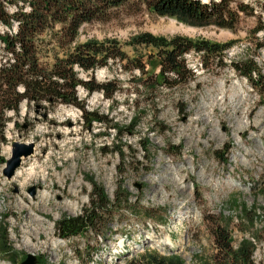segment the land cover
Listing matches in <instances>:
<instances>
[{"label": "rangeland", "instance_id": "obj_1", "mask_svg": "<svg viewBox=\"0 0 264 264\" xmlns=\"http://www.w3.org/2000/svg\"><path fill=\"white\" fill-rule=\"evenodd\" d=\"M228 1L239 8L233 29L189 25L158 15L143 0H126L83 24L77 37L117 39L128 54L129 61L111 60L91 74L75 67L83 79L117 86L113 98L78 85L87 112L64 102L52 107L28 100L19 112L7 111L6 141L0 142V237L9 239L13 253L0 252V264H22L31 253L37 264H123L146 251L212 264L219 255L213 234L219 223L229 226L235 248L243 238L253 240L254 264H264V93L234 68L237 61L253 60L264 74V0ZM0 6L9 13L30 10L29 0H0ZM59 27L38 37L45 65L66 50L57 40ZM16 30L17 22H0V34ZM147 31L233 45L204 60L191 50L184 55L187 81L152 90L146 79L160 71L150 57L156 50L130 43ZM11 57L0 40V66ZM138 110L143 113L132 133L133 125L126 126ZM91 111L104 122L90 121ZM15 141L32 142L34 152L7 178ZM89 177L111 200L119 188L127 189L129 201L94 231L63 239L56 222L80 214L90 202Z\"/></svg>", "mask_w": 264, "mask_h": 264}, {"label": "trees", "instance_id": "obj_2", "mask_svg": "<svg viewBox=\"0 0 264 264\" xmlns=\"http://www.w3.org/2000/svg\"><path fill=\"white\" fill-rule=\"evenodd\" d=\"M152 10L161 16L176 18L180 22L195 26L216 25L233 29L237 22L239 8L232 7L228 0H143ZM126 0H29L30 10L18 8L13 13L7 12L0 6V22L13 27L17 22L14 33L0 34V40L12 57L0 66V142L6 141L4 129L7 121L6 113L12 109L20 111L24 100L44 101L55 107L59 103L79 106L85 112V102L77 94V86L82 85L88 94L100 91L106 98H113L117 86L110 82H97L92 76L83 79L78 75L76 66L90 74L98 68L106 66L111 60L129 61L128 54L123 50L117 39L98 40L90 38L79 42L77 37L81 26L95 20L104 18L109 9L125 3ZM61 46L66 45L63 56L57 55L55 61L45 65L39 58L38 37L48 29H55ZM133 45L152 46L156 52L151 58H157L160 66L158 74L146 79L151 81L150 89L159 85L173 86L185 82L191 74L187 68L184 55L191 50L206 56H219L233 45L230 43H217L209 40L193 39L184 35L171 37L155 35L151 32H142L130 40ZM143 73L145 64L135 61ZM133 67V66H132ZM234 68L248 77L251 85L264 93V74L258 65L249 61H237ZM22 87V89H20ZM143 111L134 113L132 123L126 128L135 127L140 122ZM90 121L104 122V117L97 111H91ZM113 127H119L114 124ZM122 130L121 127H119ZM147 144L150 141L147 139ZM120 152L124 154L121 149ZM5 161V160H3ZM93 188L90 193V202L83 211L76 216H63L56 222L57 231L61 238L70 239L74 236L84 235L95 230L113 210L128 203L129 191L119 188L115 198L110 199L103 185L89 177ZM124 195L122 198V196ZM245 214L249 210L241 206ZM256 208V207H255ZM256 209L254 210V212ZM254 217H251L253 220ZM219 255H214L212 264H254L253 254L256 244L253 240L243 238L238 247L233 246L231 230L226 224H218L213 230ZM0 252L13 253V246L7 237H0ZM123 264H186L184 259L175 253L160 254L158 251H146L140 257H134ZM211 264V263H210Z\"/></svg>", "mask_w": 264, "mask_h": 264}, {"label": "water", "instance_id": "obj_3", "mask_svg": "<svg viewBox=\"0 0 264 264\" xmlns=\"http://www.w3.org/2000/svg\"><path fill=\"white\" fill-rule=\"evenodd\" d=\"M26 126L24 125V128ZM34 152L33 143L15 141L12 144V155L6 161V167L4 169V175L7 178H12L17 169L20 167L23 158L30 156ZM30 192L32 195L35 194V188H31ZM37 258L35 254H28L27 258L22 262V264H37Z\"/></svg>", "mask_w": 264, "mask_h": 264}, {"label": "bare ground", "instance_id": "obj_4", "mask_svg": "<svg viewBox=\"0 0 264 264\" xmlns=\"http://www.w3.org/2000/svg\"><path fill=\"white\" fill-rule=\"evenodd\" d=\"M239 97H240L239 101L242 102V101L244 100V98H245V95H244V94H241ZM9 150H10V149H9ZM45 197H47V193L44 194V198H45ZM152 240L154 241V239H152ZM155 242H156V241H155Z\"/></svg>", "mask_w": 264, "mask_h": 264}]
</instances>
